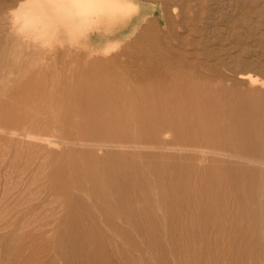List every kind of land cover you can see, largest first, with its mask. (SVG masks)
<instances>
[{
    "label": "bare ground",
    "instance_id": "bare-ground-1",
    "mask_svg": "<svg viewBox=\"0 0 264 264\" xmlns=\"http://www.w3.org/2000/svg\"><path fill=\"white\" fill-rule=\"evenodd\" d=\"M21 2L0 7V145L15 164L0 184V264H264V58L225 71L207 51L141 45L151 61L122 63L108 53L150 21L148 4ZM185 16L204 20L190 3ZM58 40L92 54L58 62Z\"/></svg>",
    "mask_w": 264,
    "mask_h": 264
},
{
    "label": "rangeland",
    "instance_id": "rangeland-1",
    "mask_svg": "<svg viewBox=\"0 0 264 264\" xmlns=\"http://www.w3.org/2000/svg\"><path fill=\"white\" fill-rule=\"evenodd\" d=\"M9 1H10V4H9ZM140 1L148 4L151 7V13H150V18H149L150 21L146 23H140L138 27L139 30L137 29L136 33H134L130 39H128L127 41L125 40L124 44L122 43L118 45L117 47H114L108 53L109 56L120 57L122 63L123 62L126 63V61H128L129 62V63L127 62L128 64L130 63L133 64L134 62L133 60L136 58L138 60L135 62H138L140 60V56H142L141 59L143 60V61L142 60L139 61L140 64L142 62H144L142 64H145L151 61L149 60V58L153 56V53L138 52L139 50L138 48L141 45H142L141 47L150 48L154 51L157 50V52L159 50L162 52L163 51L167 52L169 47H171L173 50L174 49L176 50L177 48L176 51L179 52L181 55L183 54L184 57L187 55L186 58L188 59H193V58L201 59L205 56L204 54L205 51H207V53L213 55L214 57H220L223 60V62L226 64L224 68L225 71H229L230 70L229 67L232 69H235V71H236V68H237V71H241V70L244 71V70H247V66L249 65V63L254 64L257 59L261 57L264 58V49H262L264 48V35H263L264 34L263 32L264 31V25H263L264 24V8H263L264 3H262V0H243V1L236 0V5L233 4L234 3L233 1L235 0H218L220 2L218 4L216 3L217 0H211V1L209 0L210 2L205 7L204 13L200 11V8L198 6L199 0H196V1L195 0H167V1L166 0H140ZM185 1L188 4L190 3L193 6V11L195 13H198L199 15L202 14L203 19H204L202 22L196 23L191 17L189 16L184 17V8H185V5L187 4ZM22 2L21 0H0V7L4 8L8 13H10L13 7V10L17 12ZM229 2H231L232 7L235 8L233 9L234 13L230 11V8L228 6ZM261 4H262V7H261ZM227 7H228V10L226 9ZM167 10L170 12H168ZM168 13H171L172 19L171 18L170 19L172 20V22H175V24L171 23V20L170 21L168 20L169 17L171 16ZM216 14H217V17L215 16ZM210 17L212 19V21H210L211 23L209 22V20H211ZM185 20H188L190 24L188 23V21L186 22ZM9 21L10 19L9 20L6 19L4 25L5 26L8 25ZM213 21H215V23H212ZM183 22H185L186 26L185 24H183ZM230 23H231V27H230ZM174 25L177 31L176 29H174L175 28ZM198 25L203 26L201 33L195 30V27H197ZM171 27H173V30ZM187 28L188 30L189 29L190 30L188 31ZM224 28L225 29L227 28V29L224 31ZM179 33L181 36L179 35ZM257 34L259 35L261 34V35L257 36ZM202 36L204 38L206 37L204 41V45H201L199 43L193 44L194 40H198V39L200 40ZM182 38L183 40L184 39L185 40L187 39V40L182 41L181 40ZM59 43H60V40H58V42L53 43L52 45V48L55 49L56 53L59 55L57 59L58 62H62V60L63 61L72 60L70 57H64L65 53H70L72 55H75V54L79 55L78 56L79 58L74 59V62H77V63H84L85 62L84 60L88 58L86 57V55L92 54V52H90L86 48L81 47V45L77 46L75 44H70L69 42H67V44H61V43L59 44ZM170 44H172L173 46L172 45L170 46ZM205 45L207 48L204 47ZM68 47H69V50H68ZM128 47H130L128 50L129 53L123 52L124 49ZM230 47L231 49L229 51L228 49ZM222 49H225V50L222 51ZM254 49L257 51H254ZM132 51H133V54H132ZM126 53L129 54L130 56L129 55L127 56ZM194 53L196 56L194 55ZM143 54L145 56H143ZM147 54L148 56H146ZM134 55L136 56L134 57ZM144 57L146 58L148 57V59H145ZM213 61L217 62L216 60H213ZM211 62H212V59H211ZM253 72L257 74L259 77L264 78V68L254 70ZM13 153H14V147H10L8 144L0 145V184L4 183L3 174L5 171L3 170H6L7 168H9L10 165L12 166L15 165V164H11ZM20 155H21V158L23 157V159H20L19 161L20 164L19 163L18 164L19 166L21 165L23 166L27 163V157H26L27 154L23 153ZM18 164L16 163V165ZM31 174H32L31 171L27 172L25 174L26 175L25 180L32 179ZM28 264H63V262L57 258L54 259L53 255H50V256L48 255V256H45L44 259L41 260V262L39 263L38 261L37 262L32 261V262H29Z\"/></svg>",
    "mask_w": 264,
    "mask_h": 264
}]
</instances>
